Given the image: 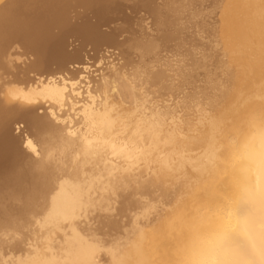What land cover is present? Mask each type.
<instances>
[{"label": "rangeland", "instance_id": "374dc122", "mask_svg": "<svg viewBox=\"0 0 264 264\" xmlns=\"http://www.w3.org/2000/svg\"><path fill=\"white\" fill-rule=\"evenodd\" d=\"M113 1L89 16L101 39L65 37L82 62L0 44V99L26 107L0 123L17 150L0 159V264L59 251L73 227L101 264H176L177 228L221 203L232 146L264 116V0ZM60 183L88 190L72 225L47 219Z\"/></svg>", "mask_w": 264, "mask_h": 264}, {"label": "bare ground", "instance_id": "6f19581e", "mask_svg": "<svg viewBox=\"0 0 264 264\" xmlns=\"http://www.w3.org/2000/svg\"><path fill=\"white\" fill-rule=\"evenodd\" d=\"M114 5L115 3L113 0H0V44L2 45L5 40L16 38L28 47L35 61L49 59L64 61L69 58V56L64 52L67 42L65 37L71 36L73 41L80 40L79 43H82L81 38H85V40L101 39L104 32L98 28L96 22L90 21L89 16L90 14L99 16ZM2 100L0 99V123L3 116L10 113L9 111H16V109L19 108L18 105H12L5 100ZM92 119L93 127L96 132L95 134L102 137V139L104 135L110 136L111 132H113V121L111 118L95 113L92 115ZM31 120L34 124L42 123L46 125L47 123L39 117H32ZM262 124H264V116L252 117L250 119L248 133L246 131L240 141H237V143L232 146V153H230L232 154L231 161L229 166H226V169L228 170L224 179L227 193L221 197V203L219 202L220 204H216L213 208H211L212 206L209 207L210 210L206 212L204 211L205 213L202 211L203 214L201 215L200 213L201 216L198 215V219L196 218L197 216L195 217L197 220L210 219L213 224L221 220L229 223L231 227L237 230L233 235L238 240L243 239V236L246 235V233L242 230L246 226L245 217L250 213L248 196L256 189L259 183L257 168L251 162L249 157V146L253 144V140L251 138ZM5 129L6 128H4V130ZM106 140L105 144L108 145L109 148L115 152L121 153L122 149L120 150V147L117 145L118 143L116 144L115 142H112V139L109 140L107 138ZM10 142H12L11 139L6 137V135H2L0 137L1 160L10 152L17 154L16 149L10 148ZM7 148H10V150ZM81 148L85 153L92 152V147L90 148L89 144L84 143ZM87 191L88 190L85 191L81 185L60 183L58 190L50 197L51 199L48 206L49 210L47 213V219L54 222L68 220L70 225H72L73 219L76 217L77 212L84 204V200L88 194ZM195 222H190L189 224H187V222L183 226H180V228L177 225L175 227H178L177 231L178 229L180 231L178 239H176L177 242L174 239L177 245L175 242L174 244L176 246L179 244L178 252H174L173 254L177 255V259L190 238L191 230ZM179 223L180 225L182 224L181 222ZM175 228L173 227V230ZM72 231V236L69 235L71 237L65 239V242L59 251H50L48 255L31 260L28 263L24 262L23 264H101V257H99L98 254L99 250L96 252V248L88 242L90 240H88V238L79 232L75 227L72 228ZM175 231H172V233L174 234ZM178 247H176V250ZM112 250L114 249L112 248ZM151 252H153V250ZM114 253H111L113 262L121 264V262L124 261L122 258L123 256L120 255L121 252L120 254H116V252ZM140 257H142V255H140ZM173 257L171 260L175 261L176 259H173Z\"/></svg>", "mask_w": 264, "mask_h": 264}, {"label": "clouds", "instance_id": "9594fccd", "mask_svg": "<svg viewBox=\"0 0 264 264\" xmlns=\"http://www.w3.org/2000/svg\"><path fill=\"white\" fill-rule=\"evenodd\" d=\"M249 157L257 168L259 183L248 196L246 235L238 240L236 229L225 221L197 220L176 264H264V124L251 138Z\"/></svg>", "mask_w": 264, "mask_h": 264}, {"label": "water", "instance_id": "95a60500", "mask_svg": "<svg viewBox=\"0 0 264 264\" xmlns=\"http://www.w3.org/2000/svg\"><path fill=\"white\" fill-rule=\"evenodd\" d=\"M80 48V47H79ZM79 48L78 47H73L72 50H68L66 47L64 49L65 54H67L69 57H73L77 59L78 62H82V59L80 58L79 55ZM49 62V61H48ZM22 110H25L26 107L18 105Z\"/></svg>", "mask_w": 264, "mask_h": 264}]
</instances>
